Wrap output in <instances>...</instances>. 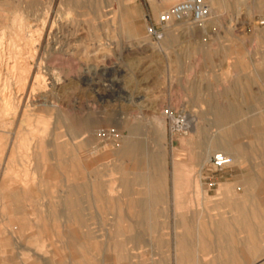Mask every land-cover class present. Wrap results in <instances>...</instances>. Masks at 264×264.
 I'll return each instance as SVG.
<instances>
[{
  "label": "rangeland",
  "instance_id": "1",
  "mask_svg": "<svg viewBox=\"0 0 264 264\" xmlns=\"http://www.w3.org/2000/svg\"><path fill=\"white\" fill-rule=\"evenodd\" d=\"M176 1L0 0V264H264V0Z\"/></svg>",
  "mask_w": 264,
  "mask_h": 264
},
{
  "label": "built area",
  "instance_id": "2",
  "mask_svg": "<svg viewBox=\"0 0 264 264\" xmlns=\"http://www.w3.org/2000/svg\"><path fill=\"white\" fill-rule=\"evenodd\" d=\"M211 6L206 0H178L168 10L162 11L157 23L149 26V32L159 36L161 28L177 22L199 24L210 18ZM168 112V111H167ZM233 163V156L225 151H217L211 158L214 169H223Z\"/></svg>",
  "mask_w": 264,
  "mask_h": 264
},
{
  "label": "bare ground",
  "instance_id": "3",
  "mask_svg": "<svg viewBox=\"0 0 264 264\" xmlns=\"http://www.w3.org/2000/svg\"><path fill=\"white\" fill-rule=\"evenodd\" d=\"M211 1H214V0H211ZM212 17V16H211ZM181 22H179V24H180ZM183 23H185V24H189L190 25V23H188V22H183ZM204 23L202 22V23H199V25H203ZM177 120V119H176ZM175 121V120H174ZM177 122V121H176ZM188 123V122H187ZM175 124H177V123H175ZM187 125V124H186ZM192 128V127H191ZM219 150H222V151H225V152H227V150H225V149H219ZM235 160H234V157H233V162H234Z\"/></svg>",
  "mask_w": 264,
  "mask_h": 264
}]
</instances>
